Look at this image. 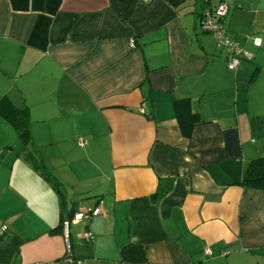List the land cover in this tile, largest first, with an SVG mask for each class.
I'll use <instances>...</instances> for the list:
<instances>
[{
	"label": "crops",
	"instance_id": "0c3cea01",
	"mask_svg": "<svg viewBox=\"0 0 264 264\" xmlns=\"http://www.w3.org/2000/svg\"><path fill=\"white\" fill-rule=\"evenodd\" d=\"M221 2L233 71L200 25ZM0 96L31 136L0 115V264H264V190L237 184L264 157V0H0Z\"/></svg>",
	"mask_w": 264,
	"mask_h": 264
},
{
	"label": "built area",
	"instance_id": "2783aa9c",
	"mask_svg": "<svg viewBox=\"0 0 264 264\" xmlns=\"http://www.w3.org/2000/svg\"><path fill=\"white\" fill-rule=\"evenodd\" d=\"M149 1V0H145ZM227 12V5L224 2L215 7L213 11H206L200 16V25L203 31L211 33L215 40L218 47L226 48L228 52V61L227 67L229 70H235L239 63L244 60L251 59L250 52L245 48V46L241 45L239 42L232 40L226 32L225 26L223 24V18ZM260 40L258 38L253 39V44L255 46H260ZM82 143L81 141L79 142ZM92 213H98V209H94ZM87 216V214L78 213L73 216L71 220H65L62 224V236L64 238L65 247L67 257L65 260L72 261L69 257L68 253L70 250V231L69 227L71 222H78L82 218ZM3 234V227L0 228V236ZM82 237L88 239L90 237L89 232H85L82 234ZM209 253V252H207ZM77 264H81L80 261H77Z\"/></svg>",
	"mask_w": 264,
	"mask_h": 264
},
{
	"label": "trees",
	"instance_id": "16d2710c",
	"mask_svg": "<svg viewBox=\"0 0 264 264\" xmlns=\"http://www.w3.org/2000/svg\"><path fill=\"white\" fill-rule=\"evenodd\" d=\"M213 10H215V8L212 9L211 11ZM224 18H223V24H224ZM0 115L14 127L17 136L23 145H25L30 141L31 136L29 132V112L27 108H18L6 96H2V97L0 96ZM28 154H30V152ZM37 167L41 169L43 174L46 173L40 161H37ZM237 184L254 189L264 190V157L252 159L247 164L244 172L242 173L241 179ZM54 185L58 187L57 182H54ZM154 198L155 196H153V199ZM73 215L74 214L70 215L69 220H71V217ZM63 221L64 220H61L59 226H57L52 230L53 233L62 234ZM68 255L72 259V261H75L70 255V250ZM66 257H67V253L65 254L64 258Z\"/></svg>",
	"mask_w": 264,
	"mask_h": 264
},
{
	"label": "rangeland",
	"instance_id": "374dc122",
	"mask_svg": "<svg viewBox=\"0 0 264 264\" xmlns=\"http://www.w3.org/2000/svg\"><path fill=\"white\" fill-rule=\"evenodd\" d=\"M6 126V128H8V129H6V130H3V128H1V130L0 131H2V132H4V134H6V136L7 137H9V132H10V136H12V138H10L8 141H12L11 143H19L20 144V142L17 140V137H16V132L14 131V129H12V127L10 126V125H5ZM5 152V150H1L0 151V155L2 154V153H4ZM88 194V193H87ZM82 195H86V194H81V196ZM72 198V201H74V199H75V201H77V199L79 198H75V197H77V196H74L73 194H71L70 195ZM80 201V200H79ZM79 201H77V202H79ZM76 229H78V226H75V225H71L70 226V233H71V235H74L75 234V230Z\"/></svg>",
	"mask_w": 264,
	"mask_h": 264
}]
</instances>
